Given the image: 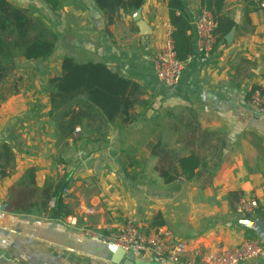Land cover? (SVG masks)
I'll return each mask as SVG.
<instances>
[{
  "label": "crops",
  "instance_id": "crops-1",
  "mask_svg": "<svg viewBox=\"0 0 264 264\" xmlns=\"http://www.w3.org/2000/svg\"><path fill=\"white\" fill-rule=\"evenodd\" d=\"M8 1L45 20L61 56L54 76L51 70L42 75L33 69L14 71L9 83L18 84L17 93L0 105V147L7 145L15 154L0 181V207L5 206L0 211V264H112L108 246L83 232H116L130 216L144 233L167 230L205 252L259 239L240 225L244 219L264 221V113L250 106L252 96L264 91V8L258 0H225L224 13L236 24L233 40L218 41L208 56L197 53L195 22L203 0H179L193 27V55L174 88L161 83L155 71L157 52L173 29L171 0H145L142 20L152 30L149 36H142L134 21L137 11H122L108 26L94 0H59L56 12L42 0ZM67 56L103 62L140 83L148 104L138 110L142 117L127 127L110 124L106 143H70L59 150L55 124L45 126L44 133L42 122L49 120L37 109L47 101L36 92L60 73ZM159 131L172 156H197L199 164L176 163L180 173L195 167L196 177L164 182L159 159L151 154ZM31 171V188L40 192L66 177L72 180L65 197L70 215L52 220L38 208L33 214L15 211L24 187L30 186ZM232 193L241 194L240 200H257L256 214L238 215L240 200L234 201ZM157 216L163 226H155ZM130 257V264H170L135 250ZM245 264H264V258Z\"/></svg>",
  "mask_w": 264,
  "mask_h": 264
},
{
  "label": "trees",
  "instance_id": "trees-1",
  "mask_svg": "<svg viewBox=\"0 0 264 264\" xmlns=\"http://www.w3.org/2000/svg\"><path fill=\"white\" fill-rule=\"evenodd\" d=\"M53 11H58L59 0H42ZM96 6L104 13L108 26L113 25L122 11L134 13L140 10L145 0H94ZM203 9L209 11L217 22L216 35L218 41H224L236 28L235 22L224 11L225 0H203ZM180 10V15L176 14ZM170 19L173 27L175 51L179 60L187 62L193 55L192 24L190 17L184 12L179 0L170 2ZM57 37L46 27L44 22L31 16L30 12L14 7L8 0H0V105L8 96L17 93V83H9L20 59L38 63L49 60L57 50ZM144 87L131 79L113 71L103 62H78L72 57H64L60 65V73L43 82L37 95L47 101L39 106L44 118L55 124L56 138L65 148L70 143L99 144L106 143V134L110 124L120 122L123 127L138 121L142 114L138 110L148 106L142 100ZM256 90V89H254ZM250 97V95H249ZM81 127L79 140L73 139L75 129ZM188 128H191L188 125ZM85 129V131H84ZM159 131V139L151 146L152 156L159 159L157 171L164 182L169 185L178 182L181 177H196L195 167L188 172H178L176 163L199 164L195 155L185 158L172 156V152L163 144ZM196 134V131H192ZM15 154L3 145L0 147V172L2 177L7 171ZM59 162L63 163V160ZM128 177L131 174L127 173ZM200 175V174H199ZM30 186L24 187L23 199L16 202L17 213L33 214L38 208L52 220L70 215L65 205L64 191L70 187L71 179L65 178L51 188L42 192L31 188L35 176L31 171L27 174ZM40 194L39 197L37 195ZM231 198L239 201L241 194L232 193ZM35 197L39 198L36 202ZM56 201L53 209L50 202ZM234 206V204H232ZM155 226H163L161 217L155 218Z\"/></svg>",
  "mask_w": 264,
  "mask_h": 264
},
{
  "label": "built area",
  "instance_id": "built-area-1",
  "mask_svg": "<svg viewBox=\"0 0 264 264\" xmlns=\"http://www.w3.org/2000/svg\"><path fill=\"white\" fill-rule=\"evenodd\" d=\"M264 8V0H258ZM197 34V53L202 56L210 55L218 45L216 35L217 22L213 15L206 9L197 16L195 22ZM173 29H169L161 49L155 57V71L158 79L168 88L179 85L188 62L178 59L173 40ZM250 106L258 113H264V91L256 92ZM82 134L81 128H76L73 139L79 140ZM3 179L0 172V181ZM67 188L64 193L69 194ZM56 201L50 202L53 209ZM259 209L257 200L243 198L236 206V212L241 217L253 216ZM72 224H76L73 223ZM84 236L100 242L106 246L116 245L126 250L133 249L140 254L150 255L164 259L170 264H245L264 258V240L257 239L246 242L239 248H217L213 252H205L194 249L185 242H179L173 234L167 230H157L144 233L133 217L124 220L123 225L110 234H104L100 230L86 229Z\"/></svg>",
  "mask_w": 264,
  "mask_h": 264
},
{
  "label": "water",
  "instance_id": "water-1",
  "mask_svg": "<svg viewBox=\"0 0 264 264\" xmlns=\"http://www.w3.org/2000/svg\"><path fill=\"white\" fill-rule=\"evenodd\" d=\"M134 21L140 29L142 36H149L152 34L149 25L142 20V9L136 12L134 15ZM233 35L234 31L226 37L227 42H232ZM0 211H5V206L0 207ZM240 225L255 232L259 239L264 240V221L261 218L255 220L244 219L240 221ZM108 251L112 254L110 260L112 264H130L132 261L130 256L134 250H126L116 245H109Z\"/></svg>",
  "mask_w": 264,
  "mask_h": 264
},
{
  "label": "rangeland",
  "instance_id": "rangeland-1",
  "mask_svg": "<svg viewBox=\"0 0 264 264\" xmlns=\"http://www.w3.org/2000/svg\"><path fill=\"white\" fill-rule=\"evenodd\" d=\"M29 12V11H28ZM34 14L33 13H31V16H33ZM41 20L43 21L44 19L43 18H41ZM45 21V20H44ZM61 54V53H60ZM58 52H56L55 54H54V56H53V58L51 59V61L50 62H38V63H27V64H23L22 62H18V64H17V66H16V70L15 71H17L18 73L17 74H21L20 72H24L25 70L26 71H30V70H35V72H39L41 75L42 74H44L45 72H48V71H50L51 70V75L52 76H54V72H56V69H58V59H60V55ZM25 74V73H24ZM17 77H18V75H17ZM30 85H32V84H30ZM35 85V84H34ZM40 86V85H39ZM40 88H41V86H40ZM28 89H29V87H28ZM42 116H44L43 115V113H42ZM43 123V129L45 130L46 129V127H50L51 126V124H53V122L52 121H50V123H49V121H48V123L46 122L45 123V121H43L42 122ZM50 125V126H49ZM46 126V127H45ZM78 128H81V127H78ZM82 129V128H81ZM76 130V129H75ZM50 131V130H49ZM48 133V128L44 131V133ZM56 144L58 145V144H60V146L58 145V147H60L59 148V150H63L65 147H63V145H61V142L60 141H56ZM81 144H83L82 142L81 143H78L77 145H76V143H75V146H79V145H81ZM69 189V188H68ZM69 193H70V191H69ZM65 196H67V195H65Z\"/></svg>",
  "mask_w": 264,
  "mask_h": 264
}]
</instances>
